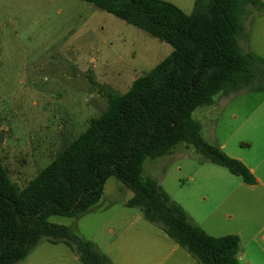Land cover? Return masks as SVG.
<instances>
[{
    "label": "rangeland",
    "instance_id": "obj_1",
    "mask_svg": "<svg viewBox=\"0 0 264 264\" xmlns=\"http://www.w3.org/2000/svg\"><path fill=\"white\" fill-rule=\"evenodd\" d=\"M168 1L188 13L195 3ZM248 11L241 44L264 58V10ZM172 50L170 43L86 0H0V158L12 180L25 186L105 110L107 90L125 92ZM193 115L207 141L226 143L232 153L252 152L242 142L262 134L264 91L218 93L212 105ZM218 170L232 174L185 144L144 162V174L156 178L211 235L233 227L224 217L228 201L213 207L224 190ZM132 195L111 176L87 211L48 220L92 240L112 264H199L140 207L126 204ZM218 216L227 228L213 232ZM16 264L82 263L64 242L44 237Z\"/></svg>",
    "mask_w": 264,
    "mask_h": 264
},
{
    "label": "trees",
    "instance_id": "obj_2",
    "mask_svg": "<svg viewBox=\"0 0 264 264\" xmlns=\"http://www.w3.org/2000/svg\"><path fill=\"white\" fill-rule=\"evenodd\" d=\"M86 1L173 50L125 92L107 90L105 110L25 186L12 180L0 158V264L25 259L44 237L64 242L82 264H112L92 240L48 220L87 211L101 199L111 176L132 190L126 204L140 207L199 264H240V236H214L193 222L156 178L144 174V162L185 144L203 160L256 183L242 160L203 137L193 113L212 105L218 93L264 91V58L241 44L248 7L264 10V0H195L190 13L168 0Z\"/></svg>",
    "mask_w": 264,
    "mask_h": 264
},
{
    "label": "crops",
    "instance_id": "obj_3",
    "mask_svg": "<svg viewBox=\"0 0 264 264\" xmlns=\"http://www.w3.org/2000/svg\"><path fill=\"white\" fill-rule=\"evenodd\" d=\"M242 143L246 145L244 148L248 147L249 149L250 147L252 152L243 153L238 151L232 153L226 150V143L218 145L230 156L242 160L255 175L256 183L248 184L239 176L231 173L229 175L222 170H218L222 175L219 179L224 187L222 193L219 191V195H224H215L217 202L213 204V207L216 209L218 205L228 201V213L224 217L230 220L225 222L233 223V227L226 232L213 235L221 236L230 233L239 235L241 238V247L238 253L239 263L264 264V129H262V134L252 141ZM219 219L218 216L211 226L213 232L227 228L223 226L226 223L221 220L220 222ZM197 223L201 227L204 225L200 222Z\"/></svg>",
    "mask_w": 264,
    "mask_h": 264
}]
</instances>
